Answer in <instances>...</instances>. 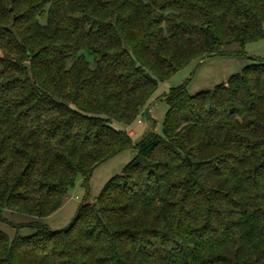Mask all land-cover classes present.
<instances>
[{"label": "trees", "instance_id": "16d2710c", "mask_svg": "<svg viewBox=\"0 0 264 264\" xmlns=\"http://www.w3.org/2000/svg\"><path fill=\"white\" fill-rule=\"evenodd\" d=\"M262 38L264 0H0V264H264V59L160 95L161 134L126 129L178 72ZM129 148L68 226L43 221Z\"/></svg>", "mask_w": 264, "mask_h": 264}, {"label": "rangeland", "instance_id": "374dc122", "mask_svg": "<svg viewBox=\"0 0 264 264\" xmlns=\"http://www.w3.org/2000/svg\"><path fill=\"white\" fill-rule=\"evenodd\" d=\"M231 48L235 49L236 47L234 46ZM244 49V54L232 53L228 55L212 56L207 59H204L203 61H199L198 64L192 63L189 69H184L178 72L170 80L162 83L152 100V118H146L144 112H142L130 126L126 127L128 132H133L132 129H134V131L137 133L138 136L134 138V143L142 138L147 128H149V131L154 130L158 134L162 133V124L165 112L167 110V103L165 101V98L160 95L168 93L171 87L178 86L188 79V90L190 93L198 92L203 89H213L216 84L225 82L227 78H229V76L241 71L244 66H246L250 62H253V58L264 59V38L246 44ZM195 66L196 68H194ZM113 125L117 128H124L122 124L116 122H113ZM128 151H130V148L128 149ZM105 165H118V161L110 162L109 164ZM105 165H102L97 168L88 181L90 183V186L93 183V190H97L101 182V180L99 181V179L106 176L107 173L110 171V167ZM115 174H122V171L120 173L117 172ZM81 180V177L78 178L74 186H72L69 190V200L67 201L66 205L70 207L63 210V212H59L61 213V216L58 217L57 224L61 225V228L68 226V224L76 215L78 207L82 203L81 201H78L75 196L80 194L82 196L84 194L86 195L85 190L88 186L84 183L85 190L81 188ZM69 209L71 210V212H68ZM68 213H70L69 216ZM5 216L9 220L14 222H25L30 219V217L27 215L18 214L15 212H7ZM43 221L45 223L50 222L49 220H47V218H44ZM54 225L55 224L53 220H51V226L53 227ZM0 229L5 231L11 237L16 234V229L12 228L9 224L2 221H0ZM29 233H31V231L28 229H22L20 231V234L22 235H27Z\"/></svg>", "mask_w": 264, "mask_h": 264}, {"label": "crops", "instance_id": "0c3cea01", "mask_svg": "<svg viewBox=\"0 0 264 264\" xmlns=\"http://www.w3.org/2000/svg\"><path fill=\"white\" fill-rule=\"evenodd\" d=\"M152 112H153V109H152V106H150V114H151V116H152ZM152 118V117H151ZM133 130V132L131 131V132H129V134L133 137V139L135 138V137H137L138 135H137V133L134 131V129H132ZM149 131V128H147L146 130H145V132H144V134L146 133V132H148ZM143 134V135H144ZM141 135V134H140ZM126 152V153H125ZM125 153V154H124ZM124 154V155H123ZM122 156V157H121ZM134 156V152H133V150L132 149H130V151H128V149L127 150H124V151H122L121 153H119L118 155H116L114 158H112V159H110V160H108V161H106V162H104V163H102V164H100L97 168H99L100 166H102V165H105V164H109L110 162H114V161H118V165H105V166H109L110 167V171L107 173V175L106 176H104V177H102L101 179H99V181L101 180V182H100V186H99V184H98V186L100 187H98L97 188V190H93V183H92V185L90 186V183H89V186L87 187V189L85 190V185H84V179H82L81 180V183H80V186H81V188H83L85 191H86V195L84 194L83 196L80 194V195H76L75 196V198L78 200V201H81V202H83L84 200H87L88 202H93L95 199H96V197L98 196V194L100 193V191H101V189L103 188V186H104V184L112 177V176H114V174L115 173H120L122 170H123V168H124V166L132 159V157ZM120 160H119V159ZM96 168V169H97ZM95 169V170H96ZM94 170V171H95ZM94 173V172H93ZM93 175V174H92ZM116 175V174H115ZM85 196V197H84ZM69 200V195H67L66 196V198H65V202H64V204H63V206L56 212V213H54V214H52L51 216H49V217H46L47 218V220H49L50 222H48L47 224L51 227V228H53V229H58V228H61L62 226L61 225H58L57 224V219H58V217L59 216H61V213H59V212H63V210H65V209H67V208H69L67 205H66V203H67V201ZM68 212H71V210L69 209V211ZM58 214V215H57ZM69 214L70 213H68V216H69ZM56 216V217H55ZM51 220H53V222H54V224L56 225H54L53 227L51 226Z\"/></svg>", "mask_w": 264, "mask_h": 264}, {"label": "water", "instance_id": "95a60500", "mask_svg": "<svg viewBox=\"0 0 264 264\" xmlns=\"http://www.w3.org/2000/svg\"><path fill=\"white\" fill-rule=\"evenodd\" d=\"M198 64V63H197ZM197 64H196V66H197ZM196 66L194 67V68H196ZM144 115H145V117L146 118H148V119H150L152 116H151V114H150V107H147L146 109H145V111H144Z\"/></svg>", "mask_w": 264, "mask_h": 264}]
</instances>
